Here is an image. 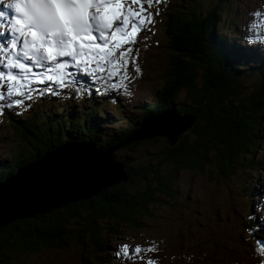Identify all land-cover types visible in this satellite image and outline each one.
Here are the masks:
<instances>
[{
    "label": "trees",
    "instance_id": "1",
    "mask_svg": "<svg viewBox=\"0 0 264 264\" xmlns=\"http://www.w3.org/2000/svg\"><path fill=\"white\" fill-rule=\"evenodd\" d=\"M221 11V4L203 7L197 0H187L186 6L183 0L167 4L157 29L159 44L166 48L159 61L161 68L156 70L162 87L155 90L150 104L142 106L141 118L96 143L97 147L94 140L100 134V123L108 122L102 116L103 104L108 101H93L80 93L83 89L79 87L69 92V101L80 97L75 116L66 107H57V101L51 107L30 104L32 113L25 118H15L17 113L8 108L1 113L10 126L15 145L9 159H0V182L21 167L41 162L65 142L89 144L92 152L100 153L119 145L143 124L142 130L124 146L135 148L145 141L156 144V129L147 125L160 120L163 110L184 112L194 119L174 145L164 140V146L154 157L155 165H134L129 156L116 159L110 152L111 162L124 164L125 178L110 180L104 187L100 183L92 189L98 190L89 195L30 213L22 203L17 205L10 217H18L0 226V264H27L28 257L43 249L58 250L69 245L79 247L77 264L111 261L106 256L108 236L122 224L131 232L143 226L152 214V202H159L160 195L173 197L180 170H203L212 165L219 177L244 182L245 169L256 168L252 150L264 141V61L253 67L254 53L250 46L241 47L243 38L236 35L234 40L219 33V24H226L220 17ZM257 72L262 75L260 82L247 89L243 78ZM182 121V125L187 122ZM253 189L246 184L247 198ZM241 225L252 235L250 252H259L264 258L260 252L264 238L259 234L256 216L250 211Z\"/></svg>",
    "mask_w": 264,
    "mask_h": 264
},
{
    "label": "rangeland",
    "instance_id": "2",
    "mask_svg": "<svg viewBox=\"0 0 264 264\" xmlns=\"http://www.w3.org/2000/svg\"><path fill=\"white\" fill-rule=\"evenodd\" d=\"M173 1L161 0L160 3H156L154 0L153 4L149 5L147 0H144L143 7L146 9V14H152L154 23L140 34L137 43L132 46L135 59L128 64L130 79L117 77L112 81L118 83L120 79H123L126 87L109 88L105 91L94 88L87 89L90 99L93 101L101 103V101L106 102L108 100L107 103L103 104L104 113L102 114L108 118V122L105 125L100 123V134L94 140L95 147H97L96 143L100 144L116 130L127 127L141 118L144 115L142 106L150 104L153 101L155 90L162 87L160 79L156 76V70L161 68L162 64L161 62L159 64V61L166 48L159 44L157 29L159 23L161 24L163 9L166 8L167 4H173ZM188 1L192 3L194 0ZM197 1L203 7L221 4L220 17L225 20L226 24H219L218 30L220 32L217 31L233 37L234 40L236 35L243 38V42L240 43L241 47L250 46V50H252L250 52L254 53L255 56L251 65L256 68L261 65L264 61V0ZM128 4H131V0H128ZM183 4L186 6L187 0H183ZM131 6L137 11L141 8L140 4H131ZM257 12L262 13V15L256 16L255 13ZM5 36L9 37L7 34ZM6 37L5 39H7ZM237 41L236 39L235 42ZM137 63L141 69L140 73L135 71ZM151 65L154 68H151ZM68 71L73 74L70 78L71 83L84 82L89 85L91 76L75 67H70ZM261 78L262 75L257 72L251 77L243 78L242 83L249 89L254 84L259 83ZM38 86L40 85H36V87ZM43 89L44 87L38 90L42 91ZM53 89V92H45L43 95H40L38 91L34 92L31 101L25 100L24 105L9 106V109L17 112L15 118H25L32 113L29 106L30 104L34 105L35 101L49 107L53 105V101H57L59 103L57 107H66V111L69 110L68 113L75 116L81 104L80 97H76L75 101H69V88L55 86ZM179 98H182V94ZM2 104L9 105L8 102L0 101V105ZM84 106V110H86L87 103ZM182 113L179 118L175 112L164 116V120L167 119L170 128L179 124V121H187L175 132L171 130V135L176 134L191 122V116ZM7 123L0 116V159L2 160L10 158L11 149L15 145V138H13V133ZM152 125L149 123L147 127ZM154 131L159 133L154 134L159 137L156 144L145 141L135 148H130L124 146L127 144L124 143L115 146L110 152L116 159L122 155L129 156V161L134 165L153 163L157 152L164 146V140H167L166 136L161 134L165 133V130L156 129ZM66 143L69 142L61 144L63 145L60 147L61 150L66 147L64 146ZM68 145L70 148L78 149L82 154L86 153L87 150L91 151L89 144L75 145L69 143ZM252 151L253 167L256 168L245 169L246 178L243 183L239 180H226V178L219 177L212 165L203 170L186 168L180 170L173 186L175 188L173 197L166 194L160 195L162 199L159 202H152L149 205L152 214L144 220L143 226L138 227L134 232L125 228V224L118 226L108 236L106 249V256L114 259L97 264H148L149 260H152L154 264H264L263 258L258 253L252 255L250 252L249 245H251L252 235L241 225V221L251 211L257 215V219L262 225V230L259 232L260 236H264V191L261 190L264 187V141H261V144ZM49 158L51 155L47 157V159ZM93 158L96 157L93 155L90 159ZM105 158L107 163L109 161L108 156ZM41 174V172L38 173L39 176ZM116 175L119 173L115 174L113 170L107 171L102 176H108L103 180V184L115 179ZM246 184L254 188L253 192H250L249 198L245 196ZM45 195L44 199L39 202L27 199L24 203L19 202V205L22 203L23 207L31 210L41 209L50 203L57 205L63 201L62 199L68 197L56 193ZM256 204H259L261 208L257 209ZM8 210L10 208H7L2 214L0 213L1 216L5 215ZM125 245L129 248L126 254L123 253ZM137 247L142 248L143 251L137 253L135 251ZM149 249L152 250L149 251ZM79 251V247L75 245H69L58 250L43 249L37 255L28 257L27 264H77Z\"/></svg>",
    "mask_w": 264,
    "mask_h": 264
},
{
    "label": "snow or ice",
    "instance_id": "3",
    "mask_svg": "<svg viewBox=\"0 0 264 264\" xmlns=\"http://www.w3.org/2000/svg\"><path fill=\"white\" fill-rule=\"evenodd\" d=\"M143 2L131 0L141 5L137 11L128 0H10L7 6L16 15L6 19L11 40L0 39V101L21 106L33 99V92H53L51 85L68 88L73 76L70 67L104 82L106 89L126 87L123 79H130L128 64L135 59L132 46L154 23ZM153 2L147 0L149 5ZM135 71L141 72L138 63ZM117 77L123 79L111 82ZM36 85L46 87L41 91ZM128 251L125 245L123 253ZM260 252L264 255V247Z\"/></svg>",
    "mask_w": 264,
    "mask_h": 264
},
{
    "label": "bare ground",
    "instance_id": "4",
    "mask_svg": "<svg viewBox=\"0 0 264 264\" xmlns=\"http://www.w3.org/2000/svg\"><path fill=\"white\" fill-rule=\"evenodd\" d=\"M4 16L5 18L7 17L6 15ZM0 23L2 24L1 21ZM167 115L169 114H166L164 116L166 117ZM164 116L160 120H158L155 124L150 126L149 129L165 130V132H167L170 135L171 130L175 132V130L181 128L183 124L182 121L178 122L180 125L176 124V126L173 128L168 127L169 126L168 121H166L167 119L164 120L165 119ZM179 117L180 116H178V118ZM166 129H170V130H166ZM68 148L70 149V151L67 152L65 151L64 153L61 154L53 155V153H51L47 155V157L51 155V158L47 159L46 157L44 160H42L40 163L37 164L38 168L34 170V172L32 171L33 174L36 172L35 178L36 180L38 179V182L40 181L47 182L51 177L54 178V182L52 184L54 190L50 194L63 192L64 196H68L71 194L92 190L93 188H96L99 183L105 180V178L108 177V176L102 177L103 174L107 173V171L113 170L115 174H118L120 171L116 166L110 164L109 161L106 163V158H93L92 161L90 159L94 155L92 151L87 150L86 152L87 154L86 153L82 154V152L78 151V149L76 148H70V147ZM40 165L42 166L39 167ZM40 172L42 174L39 176L38 173ZM24 174L25 171H21L18 174V176L16 175L17 178L14 181H12L10 184L13 185L24 182L25 181ZM262 188L261 190L264 191V187ZM1 190L2 189L0 188V191ZM35 196H36V191L33 189L28 194V200L37 202V198ZM14 211L16 212L17 209H14ZM26 211L27 213H30L33 210H31L30 208L28 209L26 208ZM6 214L7 216L9 215L8 212H5V215Z\"/></svg>",
    "mask_w": 264,
    "mask_h": 264
},
{
    "label": "water",
    "instance_id": "5",
    "mask_svg": "<svg viewBox=\"0 0 264 264\" xmlns=\"http://www.w3.org/2000/svg\"><path fill=\"white\" fill-rule=\"evenodd\" d=\"M173 112H175L177 114V116H182V114H183V113H180L177 110L176 111H170V112L168 111V113H166L165 110H163L160 113V115H162V117H163L164 115L170 114V113H173ZM193 119L194 118L192 117L191 122L186 127L182 128L178 132H176V134H174V135L170 134L171 135L170 136L167 132L161 133L162 135L164 134L166 136L170 146L174 145L177 142L178 135L180 134V132H182V131L184 132L191 125V123L193 122ZM142 127H143V124L140 126V128L138 130L135 131L136 133L132 132L129 135V137L126 140H124L123 142H121L120 144L131 142V140L134 139V135L142 130ZM157 134H159V133H157ZM131 136H132V138H131ZM68 144L69 143L64 144V146H66V147H63L62 150H61V148L57 149V151L53 152V155L61 154V153H64L65 151L66 152L70 151L68 146H70L72 144H70V145H68ZM75 145H77V144H75ZM113 148H115V147H113ZM111 150L112 149H108V150H106L104 152L102 151V153H94V151H93V154H94V157H96V158H105L106 156H108V154L110 153ZM108 160H109L110 164L116 166L120 170L119 171V175H116L117 176L116 178L119 179L120 176L125 178L126 168H125L124 164L122 162H120V161H112L111 162L109 157H108ZM37 164H38V162L37 163L35 162L33 164H30V165L28 164V165H26L24 167H21L20 169H18V172L15 175H13L11 177H8L3 182H0V188L2 189L0 191V213L2 214V212L6 211L7 208H10V210L7 211L9 213L8 216H7V214L3 215V216H0V226L6 224L11 219H14V217H18V216H13V217L11 216L10 217V215L13 213L14 209H16V206L18 205V202H23L24 203L25 201H27L28 194H29V192L31 190L34 189L36 191V196L35 197L37 198V202L41 201L40 197L46 196L45 194H50L54 190V187L52 186V184L54 182V178L53 177H51L47 182H44V181L38 182V179L36 180V178H35L36 172L33 174L32 171L34 172V170H36L38 168ZM21 171H25V174H24L25 181L21 182L19 184H13V185L10 184L12 181H14L17 178L18 174ZM101 183H103V181ZM105 183L101 184V186L104 187ZM34 185H35V187H34ZM99 186H100V183L98 184V186L96 188H98ZM96 190H98V189H95L93 191L92 190H88L87 191L88 194H84L86 192V191H84V192L76 193V195H74V194L68 195V197L65 198V199H62L63 201H61V202H67V201L73 200L76 197H84L86 195H89V194L95 192ZM58 194H63V193L59 192ZM59 204L60 203H58V205ZM48 205L55 206V203H50ZM6 206H8V207L6 208ZM35 211H38V210H35Z\"/></svg>",
    "mask_w": 264,
    "mask_h": 264
}]
</instances>
